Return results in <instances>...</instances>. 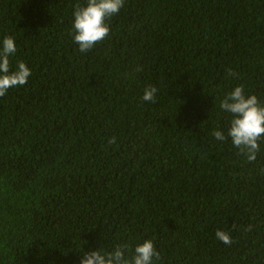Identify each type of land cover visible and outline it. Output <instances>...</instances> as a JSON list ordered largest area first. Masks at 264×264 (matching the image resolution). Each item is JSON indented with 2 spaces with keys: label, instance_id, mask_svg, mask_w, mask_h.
Instances as JSON below:
<instances>
[{
  "label": "trees",
  "instance_id": "trees-1",
  "mask_svg": "<svg viewBox=\"0 0 264 264\" xmlns=\"http://www.w3.org/2000/svg\"><path fill=\"white\" fill-rule=\"evenodd\" d=\"M77 4L0 0L32 73L0 97V264L147 239L154 264H264V141L250 162L220 107L238 85L264 102V0H125L84 53Z\"/></svg>",
  "mask_w": 264,
  "mask_h": 264
},
{
  "label": "clouds",
  "instance_id": "clouds-1",
  "mask_svg": "<svg viewBox=\"0 0 264 264\" xmlns=\"http://www.w3.org/2000/svg\"><path fill=\"white\" fill-rule=\"evenodd\" d=\"M124 3L125 0H86V6H75L74 42L78 44L81 53L90 51L109 35L110 25L107 21L120 12ZM16 51L15 38L5 36L0 42V97H4L13 87L25 85L32 74L23 61L12 69L10 57ZM229 74L236 75L231 69ZM157 92L158 88L149 86L144 90L142 99L155 103ZM220 107L232 115L227 137L231 138L232 144L241 154L246 155L250 162L254 161L260 151V143L264 141V102L254 94L246 95L244 86L238 85L224 97ZM213 135L219 141L226 139L220 130L214 131ZM115 140L113 137L109 143H114ZM216 237L224 244L232 243V238L226 231L217 230ZM159 260L160 253L154 241L147 239L134 249L127 243L118 244L111 251H102L100 246L99 249L84 253L80 264H154Z\"/></svg>",
  "mask_w": 264,
  "mask_h": 264
}]
</instances>
